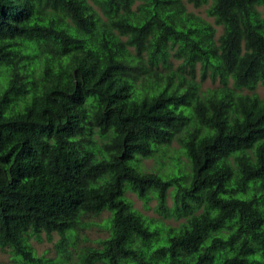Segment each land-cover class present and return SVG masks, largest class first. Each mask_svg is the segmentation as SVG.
<instances>
[{
	"label": "trees",
	"instance_id": "trees-1",
	"mask_svg": "<svg viewBox=\"0 0 264 264\" xmlns=\"http://www.w3.org/2000/svg\"><path fill=\"white\" fill-rule=\"evenodd\" d=\"M260 86L264 0H0V249L68 264L108 212L74 264H264ZM175 142L171 171L140 170Z\"/></svg>",
	"mask_w": 264,
	"mask_h": 264
},
{
	"label": "rangeland",
	"instance_id": "rangeland-1",
	"mask_svg": "<svg viewBox=\"0 0 264 264\" xmlns=\"http://www.w3.org/2000/svg\"><path fill=\"white\" fill-rule=\"evenodd\" d=\"M186 1V0H185ZM188 10L200 15L201 17L205 18L209 22L213 23V19L208 17L206 13V8H194L193 5L188 4ZM218 34L217 37L221 34V27H218ZM174 68H177L179 65V61L173 60ZM197 81H200L199 72L197 74ZM217 84H213L210 79L205 82H202L201 89L207 90L209 88H214ZM258 94L261 97H264V86H260L257 90ZM244 93H249L244 91ZM179 148V145L175 142L173 145L166 149V151L161 152L156 158L153 159H142L139 157L138 166L141 171L143 172H160L165 173L166 171H171L173 168V159L177 155L176 150ZM181 161L186 163V159L181 156ZM127 198L130 199L134 207L143 213L145 216L149 218H161L155 211L154 207L156 205V200H152L149 203L148 208L144 206L142 200H140L136 194L132 192H127ZM168 205L171 207L173 205V198L172 196L168 199ZM110 214L108 212H104L102 215L97 217H87L86 221L90 222L91 225L86 226L85 228L80 230L79 239L74 244L68 245V250L71 252V262L68 264H74L78 261V257L84 253L85 249L88 248H100L99 241L105 239L109 236V230L104 227V223L106 222L107 218H109ZM167 225L176 226L178 222L171 219L163 220ZM60 237L57 234L53 235L52 241L46 239L45 235L43 236L42 241L32 240V246L35 250V253L38 257L42 258L44 261H55L58 259L59 253L57 250V243ZM0 264H15L13 260V254L10 249H0Z\"/></svg>",
	"mask_w": 264,
	"mask_h": 264
}]
</instances>
